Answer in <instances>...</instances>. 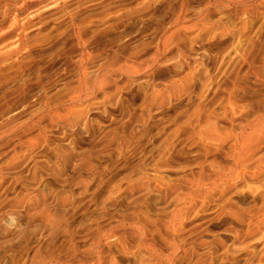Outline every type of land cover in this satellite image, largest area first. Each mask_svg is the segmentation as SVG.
Here are the masks:
<instances>
[{"label":"rangeland","instance_id":"374dc122","mask_svg":"<svg viewBox=\"0 0 264 264\" xmlns=\"http://www.w3.org/2000/svg\"><path fill=\"white\" fill-rule=\"evenodd\" d=\"M0 41V264H264V172L178 204L264 98V0H0Z\"/></svg>","mask_w":264,"mask_h":264},{"label":"bare ground","instance_id":"6f19581e","mask_svg":"<svg viewBox=\"0 0 264 264\" xmlns=\"http://www.w3.org/2000/svg\"><path fill=\"white\" fill-rule=\"evenodd\" d=\"M21 49V46L15 47L13 50H9L5 56L9 59L15 53L20 54ZM5 56L0 57V72L4 62L7 60ZM112 66L113 65L111 64L106 69L112 70ZM125 68L128 69L127 67ZM237 78H239V76H236L234 80H232L231 87H227V101L231 104L233 103V100L240 95L238 93L239 86L236 84ZM100 83H103L100 77L97 76L94 81H91L86 71H83L79 80V87L81 89H89L100 85ZM250 102L249 109L245 113L243 119L244 123L239 127H232L228 130H224L216 125H211L200 135L201 142L205 145L217 147L218 150H220L219 154L221 158L226 157L229 159V164L225 167L221 164H218L217 166L215 165L218 168L215 169L214 172H208L211 168L209 170L206 169L207 171L201 173V177L198 179L195 177L196 180L190 184L188 192L179 200L178 204H187V202L190 203L194 197L206 196L208 193L220 188L224 182L239 180L248 172H264V98L261 99L259 97ZM226 141L230 143L229 147H225L224 143ZM176 219L177 215H174L169 226L174 233H178L179 231V228L174 225Z\"/></svg>","mask_w":264,"mask_h":264}]
</instances>
